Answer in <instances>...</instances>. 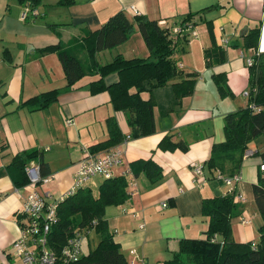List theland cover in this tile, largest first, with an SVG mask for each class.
I'll return each mask as SVG.
<instances>
[{
  "label": "crops",
  "instance_id": "0c3cea01",
  "mask_svg": "<svg viewBox=\"0 0 264 264\" xmlns=\"http://www.w3.org/2000/svg\"><path fill=\"white\" fill-rule=\"evenodd\" d=\"M23 8L20 0H0V264H22L13 253V242L20 234L17 220L27 189L25 185L17 187L9 176L7 167L13 157L36 150L37 158L31 162L42 159L48 174L53 176L39 189L60 195L70 188L84 150L90 151L92 145L108 138V117L115 119L123 135L130 134L126 114L113 108L109 93L89 90V82L98 75L93 72L83 39L117 11H123L128 18L145 15L157 20L172 34L191 15L197 37L190 36L186 42L179 38L174 59L182 71L195 72L197 78L193 93L182 97L180 105L165 114L162 109L175 103L172 94L168 87L154 90V132L126 139L120 145L124 164L114 169V176L126 174L132 178L127 187L130 198L121 205L106 207L104 216L129 263L157 264L172 257L181 239L202 238L206 229L202 199L224 193L229 186L219 189L221 182L216 179L196 184L190 165L203 164L212 144L224 140V116L247 105L243 91L248 88V66L242 54L249 56L256 51L242 48V43L250 29L259 27L256 50L264 53V0H75L69 6L58 0H43L37 6L41 15H29L24 20ZM208 25L217 45L227 40L226 47H222L226 60L210 67L203 55L212 43ZM139 34L135 30L124 43L95 52L93 57L100 65L110 62L116 54L125 58L147 57L148 49ZM50 45H60L82 63L85 75L72 86H66L56 52H42ZM213 73L225 74L233 97L219 96ZM117 79L114 72L104 76L107 84ZM51 90L58 92L47 106L40 107V100L29 101ZM147 96L142 93V97ZM67 118H72V124L66 123ZM164 135H171L180 146L160 149L158 142ZM263 150L264 133L249 143L241 162L236 184L240 197L234 199L241 212L231 220L237 243L254 241L262 224L258 210L252 209V184L264 173L260 170ZM138 159L158 163L162 178L151 185L143 173L132 176L129 165ZM102 180L92 177L85 187L96 195ZM129 208L138 211L140 217L124 213L123 209ZM241 217L250 222L241 223Z\"/></svg>",
  "mask_w": 264,
  "mask_h": 264
},
{
  "label": "trees",
  "instance_id": "16d2710c",
  "mask_svg": "<svg viewBox=\"0 0 264 264\" xmlns=\"http://www.w3.org/2000/svg\"><path fill=\"white\" fill-rule=\"evenodd\" d=\"M42 1L20 0L24 7L30 8H37ZM58 2L69 6L75 0ZM190 16L185 17L180 24L183 32L172 34L167 27L159 25L157 20L149 19L145 15L128 18L123 11H117L96 31L89 32L83 37L90 54L93 72L98 75L89 82L90 92L107 91L113 108L126 114L131 128L130 134L123 135L115 119L108 117L106 126L109 136L92 145L89 148L91 153H99L121 145L127 136L136 138L154 132L153 108L157 106L154 90L168 87L175 101L172 107L162 109V114L178 107L182 97L193 93L197 73L182 71L174 59V53L179 45L178 39L186 42L190 37V33L185 31L186 24L191 22ZM135 30L139 31L148 49L147 57L125 58L121 54H116L106 64L100 65L96 62L93 57L95 52L117 47ZM208 32L212 43L210 47L204 49L203 55L206 66L210 67L224 62L226 54L220 44L215 43L211 25H208ZM259 36L258 27L250 29L243 37L242 48H254L256 51L249 55L252 64L248 66V102L245 107L224 116L225 138L212 144L209 156L203 163L206 180L216 179L224 183L216 177L218 174L227 177L240 174L241 162L249 143L264 133V53L256 50ZM42 52H56L67 87L85 75L80 60L60 45L47 46ZM113 72L117 74L118 79L107 84L104 76ZM211 77L220 97H233L224 73H213ZM57 92L47 91L29 101L40 100L39 106L44 107L55 100ZM143 92L148 93V96L142 97ZM252 105L258 109H253ZM178 146L180 143L172 141L171 135H164L158 142V147L163 150H174ZM260 155L264 159V150ZM36 158V150L23 151L13 157L7 170L17 187L28 182L24 168ZM38 165L42 175L48 173L46 163L42 159L38 161ZM129 167L132 176L136 177L143 173L151 185L162 178L161 167L152 159L135 160ZM131 179L126 174L105 178L99 184L96 195L90 188L83 187L64 199L58 206L57 220L50 227L49 247L59 254L68 238L77 231L88 228L85 237L93 230L98 235V242L77 261L69 264H131L114 239V233L104 216L106 207L121 205L130 198L127 187ZM236 184L237 182L232 184L224 193L218 192L202 199L201 213L206 220L203 237L181 239L172 257L157 264H264V173L252 184L254 204L262 218L256 241L237 243L233 239L231 220L241 212L238 203L234 201L235 195L238 194ZM20 219L21 215L17 222H20Z\"/></svg>",
  "mask_w": 264,
  "mask_h": 264
},
{
  "label": "built area",
  "instance_id": "2783aa9c",
  "mask_svg": "<svg viewBox=\"0 0 264 264\" xmlns=\"http://www.w3.org/2000/svg\"><path fill=\"white\" fill-rule=\"evenodd\" d=\"M29 15L38 16L41 13L35 7L26 6L23 8L21 19L24 20ZM180 31L183 32L180 26L174 29V33ZM185 31H188L192 38L197 37V30L190 21L186 24ZM226 45L227 40H221L220 46L226 47ZM242 57H244L247 66L252 64L250 56L242 54ZM243 95L248 98V89L243 91ZM252 108L258 109L254 105H252ZM66 123L72 124V118H67ZM122 164H124V156L120 145L95 154L86 149L74 171L70 188L60 195H55L49 190L39 189L42 185L49 183L53 176L48 173L42 175L38 163H28L24 168L28 182L25 184L27 194L23 198L20 207L21 219L18 222L20 234L13 242V253L20 258L22 264H69L77 261L83 254L82 245L88 228L81 229L68 238L59 254L49 247L48 236L50 227L57 220L58 206L68 196L85 187L92 177L98 176L105 179L114 176L115 167ZM190 169L196 184L200 185L206 180L203 164L191 163ZM260 170L264 171V162L260 165ZM216 177L221 179L225 185L231 187L232 184L239 181L240 174L233 175V177L218 174ZM130 184L132 183L129 182ZM236 197H240L239 194H236L234 199ZM165 205L166 203L162 204V206ZM123 211L124 213L131 212L135 218L140 217V213L135 209L129 208L123 209ZM240 222L248 224L250 219L241 217ZM139 227L142 228L143 224L141 223ZM212 241H214V238H212ZM131 264L134 263L131 262Z\"/></svg>",
  "mask_w": 264,
  "mask_h": 264
},
{
  "label": "rangeland",
  "instance_id": "374dc122",
  "mask_svg": "<svg viewBox=\"0 0 264 264\" xmlns=\"http://www.w3.org/2000/svg\"><path fill=\"white\" fill-rule=\"evenodd\" d=\"M168 24H170V22L168 23ZM171 24H173V23H171ZM170 24V25H171ZM140 35V34H139ZM139 37H141V35L139 36ZM140 39V38H139ZM146 94V93H145ZM146 96V95H145ZM218 186H219V189H221V190H223V189H225V183H219L218 184ZM95 193V192H94ZM244 205L249 209V213L251 214L252 213V210L250 209V206L246 203V201L244 202ZM252 209L253 210H255V211H257V209H256V207H255V205H254V203L252 204ZM258 212V211H257ZM259 213V212H258ZM257 237H258V231L256 232V240H257ZM98 235L93 231V230H90L89 231V235H88V237L86 238L85 237V239H84V241H83V245H82V253L83 254H85V253H87V251L89 250V249H91V248H93L95 245H96V243L98 242ZM254 239V241H256ZM235 241V240H234ZM236 242V241H235ZM250 242V241H249Z\"/></svg>",
  "mask_w": 264,
  "mask_h": 264
},
{
  "label": "water",
  "instance_id": "95a60500",
  "mask_svg": "<svg viewBox=\"0 0 264 264\" xmlns=\"http://www.w3.org/2000/svg\"><path fill=\"white\" fill-rule=\"evenodd\" d=\"M216 193H218V192H216Z\"/></svg>",
  "mask_w": 264,
  "mask_h": 264
}]
</instances>
